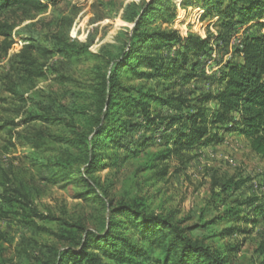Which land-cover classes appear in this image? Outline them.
<instances>
[{"label":"trees","instance_id":"obj_1","mask_svg":"<svg viewBox=\"0 0 264 264\" xmlns=\"http://www.w3.org/2000/svg\"><path fill=\"white\" fill-rule=\"evenodd\" d=\"M197 1L204 17L218 18L220 29L232 22L245 27L231 59L211 75L205 73L199 57L208 55L206 48L213 40H222V36L203 39L192 33L181 36L175 30H145L150 16L157 15L165 23L174 18V14L158 12L163 0H151L135 18L128 19L134 28L127 36L125 49L107 62V69L97 73L87 93L73 96L71 108L59 104L53 109L22 94L13 83H5L6 92L16 104L13 118L2 120L0 125L8 147L27 145L32 165L46 174L44 181L64 187L77 184L75 199L101 203L102 217L96 222V230L83 224H65L74 230L60 236L65 248H48L46 264H229L241 244L220 248L209 240L247 235L249 230L245 226L254 224L258 217L264 218V202L253 205L254 201L248 200L200 226L226 221L230 225L223 231L211 237L193 238L197 225L184 226L174 214L150 213L144 202L137 199L116 202L109 196V187L99 182L98 174L105 169L108 158L107 142L111 149H122L129 157H136L147 146L158 147L149 155L148 169L173 157L182 159L184 149L208 147L234 133L244 137L253 154L264 158V0ZM55 2L0 0V37L7 42L6 49L12 44L13 26L5 15L18 11L26 15L32 11L40 13ZM146 48L174 49L176 55L156 59L143 54ZM53 53L65 58L81 57L87 48L66 45L52 51L31 44L14 57L17 71L31 82L46 79L55 71L39 58ZM136 67L153 72L145 73ZM124 70L138 79L158 81L152 87L125 86L119 80ZM200 79L212 88L204 90L192 83ZM162 108L170 111L163 112ZM134 116L135 121L131 120ZM35 124L70 129L72 133L50 135L30 127ZM139 130L144 132L135 139L122 141V135ZM52 144L65 149H48ZM114 157L115 153L108 160ZM164 174L162 169L160 176ZM236 188L237 185H227L224 190ZM1 199L0 219L7 220L4 206L10 203L4 197ZM246 204L250 209H241ZM34 216L47 218L37 212ZM28 224L33 225L31 221Z\"/></svg>","mask_w":264,"mask_h":264},{"label":"rangeland","instance_id":"obj_2","mask_svg":"<svg viewBox=\"0 0 264 264\" xmlns=\"http://www.w3.org/2000/svg\"><path fill=\"white\" fill-rule=\"evenodd\" d=\"M42 1L48 3V0ZM150 2L56 0L40 13L32 11L26 15L18 11L5 15L4 18L13 26V32L8 49L7 42L0 37V125L2 120L13 118L12 109L16 106L6 92L5 83L8 81L22 94L43 101L53 109H57L59 104L71 108L73 96L87 93L97 73L107 69V62L125 49L127 36L134 28L128 19L135 18L143 5ZM159 9L162 15L174 14L173 20L165 23L157 15L150 16L145 30H175L181 36L192 33L203 39L209 35L213 38L218 34L222 36V40H213L206 48L208 55L199 57L208 75L231 59L245 29L234 22L220 29L218 18L204 17V10L197 0H163ZM31 44L52 51L66 45L84 46L87 53L72 58L53 53L39 58L55 72L46 79L31 82L17 71L14 59ZM143 54L162 60L176 55L174 49L158 51L151 48H146ZM136 68L145 73L153 72L148 68ZM119 80L122 85L130 87L142 84L152 87L158 81L155 78L138 79L126 70L120 74ZM192 83H197V87L204 90L210 87L201 79ZM151 107L158 108L154 104ZM162 111H170V108H162ZM136 117L131 120L135 121ZM30 127L50 135L69 136L72 133L70 129L45 128L38 124ZM143 132L131 131L121 139H135ZM146 134L151 135V132ZM5 138V132H0V207H3L1 197L10 203L4 206L8 219H0V264H46L48 248H65L60 236L74 230L65 224H83L96 230V222L102 217L101 203L75 199L77 184L64 187L44 181L46 174H41L32 165L29 147L24 144L8 147ZM107 145L111 147L110 142ZM110 147L105 149L108 157L106 167L98 174L99 182L109 187V196L116 202L137 199L144 202L150 213L174 214L184 226L197 225L199 228L192 232L193 238L211 237L228 227L229 223L219 220L200 227L222 216L227 208H235L248 200H253V205L264 202V158L253 154L241 135L227 134L208 147L184 149L182 159L173 157L153 169L147 168L149 155L158 151V147L147 146L136 157ZM48 149L63 151L65 147L52 144ZM114 153L113 160H108ZM162 169L165 174L160 176ZM227 185H237V188L225 191ZM241 207L250 209L247 204ZM35 212L47 218L36 217ZM29 221L33 225L28 224ZM245 227L249 230L247 235L227 236L222 241L213 238L209 243L220 248L241 244L229 264H264V218L258 217L254 224Z\"/></svg>","mask_w":264,"mask_h":264}]
</instances>
